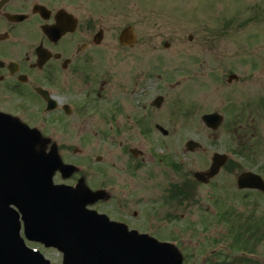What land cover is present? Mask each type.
<instances>
[{
    "label": "rangeland",
    "instance_id": "obj_1",
    "mask_svg": "<svg viewBox=\"0 0 264 264\" xmlns=\"http://www.w3.org/2000/svg\"><path fill=\"white\" fill-rule=\"evenodd\" d=\"M132 2L128 0V8L133 13H128L127 23L135 29L138 44L155 45L158 54L154 58L139 47L128 51L125 61H116L111 75L122 85H118L117 97L112 94V102L126 108L125 114L129 117L136 114L142 120L147 118L149 133L143 135L134 126L135 121L127 131L112 132V142L107 147H77L80 152L77 154H73L74 148H59L58 153L67 162L79 163L86 158L93 162L100 157L102 164L96 168L112 165L111 195L104 202L98 201L92 209L112 219L129 216V228L132 226L159 242L172 244L182 264L232 262L234 252L225 238L226 228L216 223L219 205L225 203L234 208L233 200L238 192L234 190L232 175L222 170L208 185L191 188L190 201L185 205L180 197L168 198L172 179L163 164L158 167L147 158L142 173H157L158 178L146 182L147 176L139 177L141 182L136 179L138 184L127 197L122 168L128 148L146 150L156 162L163 156L181 159L188 165L190 178L192 173L208 168L215 152L231 160L243 157L235 154L237 138L228 133L226 126L233 119V108L264 98V0H141L137 16ZM151 60H158L159 80L155 84L146 82L140 75ZM231 74L239 81L228 85L226 79ZM142 88L144 91L140 92ZM156 96H162L163 103L159 109L151 110L148 103ZM8 109L0 104L1 112L16 117L29 128L41 131V124L46 121L40 113L18 114L17 110ZM212 112L224 117L215 139V134L200 122L202 115ZM119 122L122 123L121 119ZM156 125L168 135L163 137L155 129ZM261 126L259 135L264 139V123ZM54 137L59 139V133ZM188 140L199 143L203 151L185 152L184 144ZM256 151L257 157H264ZM239 161L245 169L251 168L250 163ZM87 181L95 183L93 178ZM167 199L170 203L165 204ZM133 212L137 213L135 218ZM39 249L51 263L61 264V255L56 251Z\"/></svg>",
    "mask_w": 264,
    "mask_h": 264
},
{
    "label": "flooded vegetation",
    "instance_id": "obj_2",
    "mask_svg": "<svg viewBox=\"0 0 264 264\" xmlns=\"http://www.w3.org/2000/svg\"><path fill=\"white\" fill-rule=\"evenodd\" d=\"M130 1H134L132 5L137 16L138 5L142 2ZM128 13H133L128 8V0H0V104L7 109L17 110L18 114L40 113L46 117L40 131L45 150L56 149L59 155V148H104L111 144L112 132L127 131L129 124L135 121L134 126L139 127L143 135L149 133L147 118L142 120L132 114V117L136 115L133 121L125 114L126 108L112 102V94L117 97L120 91L118 85H122L111 75L116 61H125L128 51L139 47L154 58L158 54L157 46L138 44L135 29L127 23ZM127 27L132 28L134 35L132 47L120 45L121 33ZM140 75L146 82L155 84L159 80L158 60H151ZM235 81L238 82L239 78ZM140 86L141 82L138 89ZM143 91L142 88L140 92ZM43 92L48 94L51 101L44 99ZM148 108L153 110L152 103H148ZM6 111L11 112L10 109ZM245 111L248 118L238 120L237 117L243 116ZM232 112L233 121L227 127L239 139L236 141L237 152L240 151L243 157L228 159L216 177L222 170L233 176L234 190L238 192L234 206L237 214L235 225L240 230L237 236L243 233L241 225L246 226L249 233L248 254L243 257L235 254V264H264V157L255 155L256 150L264 155V139L259 135V130L263 128L261 123H264V98L235 107ZM42 133H46V136ZM55 133H59V139L54 137ZM202 151L200 145L196 152ZM77 153L80 152L75 149L73 154ZM125 155L127 160L122 168L125 197L141 182L143 176H147L146 182L158 178L157 173H142L148 158L152 164L158 167L163 164V168L168 169L172 179L168 186L170 192H167L169 198L180 197L185 205L190 201L191 172L186 170L188 165L183 160L170 158L162 162L160 159L158 163L146 150L138 148H128ZM59 158L63 164L73 165L75 171L66 176L57 170L53 177L54 184L75 189L83 187L93 192L105 191L101 192L104 196L111 195L112 165L96 168L102 164L100 157L94 158L93 162L90 158L81 159L79 163L67 162L60 155ZM239 160L250 163L251 168L245 169ZM210 163L202 173L208 171ZM245 172L258 176L260 180L252 181V189L239 190L238 179ZM92 178L94 184L86 183ZM99 203L94 205L95 208ZM223 205H219V209ZM99 213L107 215L113 222L130 226L129 216L112 219L104 212ZM132 215L135 218L137 213L133 212ZM5 219L6 216H0V225ZM20 238L30 247L22 234Z\"/></svg>",
    "mask_w": 264,
    "mask_h": 264
},
{
    "label": "water",
    "instance_id": "obj_3",
    "mask_svg": "<svg viewBox=\"0 0 264 264\" xmlns=\"http://www.w3.org/2000/svg\"><path fill=\"white\" fill-rule=\"evenodd\" d=\"M130 29L122 32L120 42L131 45ZM235 79L230 76L229 80ZM162 102L158 98L157 107ZM204 125L216 130L222 118L217 114L202 117ZM163 135L167 132L157 128ZM37 131L0 114V205H15L22 214L26 232L34 233L35 241L63 253V264H181L179 254L168 244L136 232H127L123 225L109 223L103 216L87 211L85 206L102 195L86 190L53 187L51 177L60 167L55 151L45 154ZM188 151L197 145L186 144ZM47 157V158H46ZM226 158L214 155L205 174H194L200 183H207L219 172ZM249 175L239 178V188H248ZM241 184V185H240ZM13 227V224L10 223ZM19 224L15 223L17 236ZM31 264H49L31 253ZM13 260V259H12ZM11 260V262H12ZM30 259L16 260L24 264Z\"/></svg>",
    "mask_w": 264,
    "mask_h": 264
}]
</instances>
